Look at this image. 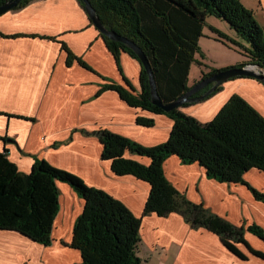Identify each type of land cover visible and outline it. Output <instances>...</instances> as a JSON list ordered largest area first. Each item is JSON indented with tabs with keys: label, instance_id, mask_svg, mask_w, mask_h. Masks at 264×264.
<instances>
[{
	"label": "crops",
	"instance_id": "crops-1",
	"mask_svg": "<svg viewBox=\"0 0 264 264\" xmlns=\"http://www.w3.org/2000/svg\"><path fill=\"white\" fill-rule=\"evenodd\" d=\"M239 1L253 12L259 26H264V0ZM79 4L78 0H33L0 16V32L17 35L0 36V152L6 150L9 161L24 173L30 172L35 158L69 170L141 217L149 185L111 171L110 161L101 160L96 131L108 130L153 146L167 139L172 122L163 114L128 105L116 90L105 88L115 84L128 91V82L135 94L139 93L141 65L126 52H119L117 62ZM208 17L198 39L203 57L194 55L188 87L198 83L210 68L247 60L234 44L214 32L240 41L228 23ZM62 43L86 66L77 60L68 62ZM211 43H220L230 54L217 56ZM234 94L264 116V84L242 76L223 82L219 90L179 110L204 123ZM137 117L152 119L153 125L137 124ZM125 157L148 163L146 157L129 152ZM163 171L190 201L203 203L234 225L247 222L245 226L257 224L264 231V202L254 199L245 185L208 179L202 167L182 164L176 155L163 162ZM243 180L264 193V171L252 167ZM57 187L60 204L53 229L56 237L65 236V243H70L73 223L84 201L68 184L57 182ZM140 234L136 255L144 264H264V259L255 257L241 244L237 247L246 257L237 258L223 246L219 235L205 228L191 229L176 213L142 216ZM244 237L253 250L264 253V239L247 231ZM80 259L76 249L59 241L45 246L17 232L0 230V264H76Z\"/></svg>",
	"mask_w": 264,
	"mask_h": 264
},
{
	"label": "trees",
	"instance_id": "trees-1",
	"mask_svg": "<svg viewBox=\"0 0 264 264\" xmlns=\"http://www.w3.org/2000/svg\"><path fill=\"white\" fill-rule=\"evenodd\" d=\"M6 1L0 0V5ZM31 1L21 0L11 9H20ZM78 1L84 9V3ZM89 1L106 29L134 41L143 50L164 103L176 100L189 89L188 71L195 54L203 57L198 39L203 35L208 16L228 23L241 42L229 39L220 31L214 32L234 44L247 60L229 67L210 68L202 73L201 79L246 64L264 69V26H259L253 12L239 0ZM99 33L117 62L119 52H126L139 62L131 48ZM0 36L17 35L0 32ZM61 45L68 62L77 60L85 65L65 44ZM139 80L140 92L136 94L127 81L128 91L115 84L105 88L116 90L128 105L170 119L172 127L168 137L164 142L147 146L99 129L96 133L102 147L101 160L110 161V169L116 176L131 175L149 185L143 214L164 217L176 212L192 228H205L219 235L223 246L237 258L246 257L237 247L241 244L255 257L264 259V253L253 250L244 237L247 231L264 239L260 226L234 225L210 212L203 203H192L165 178L163 171V162L176 155L182 164H198L208 179L243 184L254 199L264 202V193L243 180L252 167L264 171V116L239 94H234L211 120L202 123L179 110L189 102L169 111L153 105L148 74L142 66ZM136 123L150 127L153 120L137 117ZM125 152L146 157L148 163L126 158ZM57 182L68 184L84 201L73 223L71 241L65 243L79 252L81 259L76 264H144L136 255L141 240V217L135 216L127 205L106 191L87 185L80 176L43 159L35 158L30 172H21L9 161L6 150L0 152V230L17 232L41 245L51 244L60 204Z\"/></svg>",
	"mask_w": 264,
	"mask_h": 264
},
{
	"label": "water",
	"instance_id": "water-1",
	"mask_svg": "<svg viewBox=\"0 0 264 264\" xmlns=\"http://www.w3.org/2000/svg\"><path fill=\"white\" fill-rule=\"evenodd\" d=\"M21 0H8L0 5V16L5 12L9 11L12 7H15ZM84 3V9L90 18V22L92 25L105 37L114 40L120 41V43L126 45L127 47L131 48L135 55L137 56L140 64L144 67L145 71L148 74L149 79V88L151 93V103L155 106H158L164 111H169L173 108L180 107L184 102L195 101L199 102L206 98L208 95L212 94L214 90L220 86L223 82L236 77H251L257 79V81L262 82L264 84V70L259 68L256 64H246L243 67H234L230 69H225L216 72L212 76H208L204 79H201L197 84L193 85L189 90H187L181 97L177 98L176 100L170 103H164L161 98L159 97L156 89V82L150 70V64L148 59L146 58L143 50L135 44L134 41L121 36L119 33L106 29L105 26L99 21V17L96 15L95 10L91 7V3L89 0H81ZM208 86L206 91L199 96H191L192 93H196L201 90L203 87Z\"/></svg>",
	"mask_w": 264,
	"mask_h": 264
},
{
	"label": "rangeland",
	"instance_id": "rangeland-1",
	"mask_svg": "<svg viewBox=\"0 0 264 264\" xmlns=\"http://www.w3.org/2000/svg\"><path fill=\"white\" fill-rule=\"evenodd\" d=\"M211 17H213V16H209L208 17V19H210ZM255 17V16H254ZM214 18V17H213ZM216 20H218V21H220V22H223V23H225V24H227V22L226 21H224V20H221V19H218V18H215ZM256 19V18H255ZM209 23L211 22V20H207ZM205 30H207V28L205 29ZM203 41V40H202ZM220 44V43H219ZM219 44H216V43H211L210 45H212L213 47H215V54H217V56H222V55H229L230 54V52H228L227 51V49H225L224 47H222V46H220ZM203 45L207 48V46H208V44H207V42L205 43H203ZM264 70V69H263ZM176 188V187H175ZM177 189V188H176ZM178 191V190H177ZM179 193L182 195V196H184L186 199H188L187 197H186V195L184 194V193H182V192H180L179 191ZM189 200V199H188ZM192 203H195V202H192ZM210 212H212L213 214H216V215H218L217 213H215V212H213L211 209H209V208H207ZM170 213H176V212H170ZM169 213V214H170ZM169 214H167V215H169ZM177 214V213H176ZM145 214H143V212H142V216H144ZM148 215V214H147ZM147 215H145V216H147ZM166 215V216H167ZM179 215V214H178ZM141 216V217H142ZM219 216V215H218ZM165 217V216H164ZM182 217V216H181ZM183 218V217H182ZM184 219V218H183ZM184 221H185V219H184ZM186 222V221H185ZM186 224H188V222H186ZM247 224V222L246 223H243V224H240L239 226H241V225H243L244 227H245V225ZM188 226H190L191 227V225L190 224H188ZM55 228V227H54ZM191 229H199V228H192L191 227ZM56 234L57 233H55V230L53 229V231H52V241H59V243H63V244H65V241H64V239H65V236L64 237H59V236H57L56 237ZM140 236H141V234H140ZM142 237V236H141ZM141 237H140V239H141ZM140 243H141V240H140ZM139 243V244H140ZM142 243H144V245H146V242H142ZM143 261V260H142ZM144 262V261H143Z\"/></svg>",
	"mask_w": 264,
	"mask_h": 264
},
{
	"label": "flooded vegetation",
	"instance_id": "flooded-vegetation-1",
	"mask_svg": "<svg viewBox=\"0 0 264 264\" xmlns=\"http://www.w3.org/2000/svg\"><path fill=\"white\" fill-rule=\"evenodd\" d=\"M195 84H197V83H195ZM195 84H194V85H195ZM192 86H193V85H192ZM192 86H190L189 89H190ZM207 88H208V86H205V87H203L201 90H199L198 92H196V93H195V92L192 93L191 96H195V97H196V96H199V95H201L202 93H204V92L206 91ZM189 89H188V90H189Z\"/></svg>",
	"mask_w": 264,
	"mask_h": 264
}]
</instances>
